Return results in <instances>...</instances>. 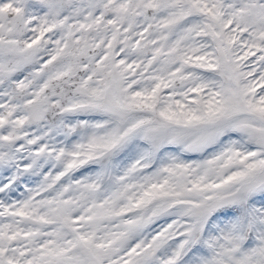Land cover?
<instances>
[{
  "label": "snow or ice",
  "instance_id": "snow-or-ice-1",
  "mask_svg": "<svg viewBox=\"0 0 264 264\" xmlns=\"http://www.w3.org/2000/svg\"><path fill=\"white\" fill-rule=\"evenodd\" d=\"M0 264H264V0H0Z\"/></svg>",
  "mask_w": 264,
  "mask_h": 264
}]
</instances>
